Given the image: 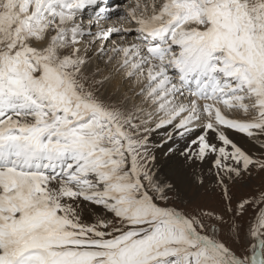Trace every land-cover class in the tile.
Here are the masks:
<instances>
[{
  "label": "snow or ice",
  "instance_id": "snow-or-ice-1",
  "mask_svg": "<svg viewBox=\"0 0 264 264\" xmlns=\"http://www.w3.org/2000/svg\"><path fill=\"white\" fill-rule=\"evenodd\" d=\"M0 264H264V0H0Z\"/></svg>",
  "mask_w": 264,
  "mask_h": 264
},
{
  "label": "bare ground",
  "instance_id": "bare-ground-1",
  "mask_svg": "<svg viewBox=\"0 0 264 264\" xmlns=\"http://www.w3.org/2000/svg\"><path fill=\"white\" fill-rule=\"evenodd\" d=\"M156 139H159V137H156ZM178 163L179 162L176 161V160H171L170 161L167 156L160 157V159H159V167H160L159 176H162V178L164 180L165 179H169L171 181H175V176L173 175V171L172 170L178 166ZM184 171L186 173L190 172V170H188L187 168H185ZM163 179H162V181H163ZM186 180L189 181L190 183H185L184 184V186H183L184 190L189 189L192 186V184H196L194 182V180L192 179L190 174L187 175Z\"/></svg>",
  "mask_w": 264,
  "mask_h": 264
},
{
  "label": "rangeland",
  "instance_id": "rangeland-1",
  "mask_svg": "<svg viewBox=\"0 0 264 264\" xmlns=\"http://www.w3.org/2000/svg\"><path fill=\"white\" fill-rule=\"evenodd\" d=\"M159 177L161 178V180L163 179L162 176ZM210 179L211 178L209 177L205 181V185L203 187H199L197 186V184H192V186L189 189L184 190V192L187 193V196L184 197L185 200L194 198L197 196V194H199L200 198H207L210 201H214L218 196V190L216 191V193H213V186L210 183ZM253 187H255V185H253Z\"/></svg>",
  "mask_w": 264,
  "mask_h": 264
}]
</instances>
